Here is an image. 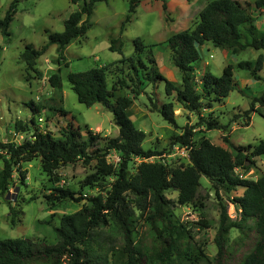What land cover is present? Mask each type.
<instances>
[{"label": "trees", "instance_id": "1", "mask_svg": "<svg viewBox=\"0 0 264 264\" xmlns=\"http://www.w3.org/2000/svg\"><path fill=\"white\" fill-rule=\"evenodd\" d=\"M20 1L12 0L0 18L1 36L9 35L8 27ZM69 1L73 4L83 1V5L64 21L62 32H48L47 44L56 45L58 53H62L72 40L85 36L94 4L108 0ZM139 3L140 0H129L125 23L129 22ZM253 8L264 12V0H253ZM254 20L250 8L237 0L208 1L192 29L177 32L165 41L172 64L181 76L179 85L159 72L153 51H146L155 45L147 46L140 38L133 41L134 53L129 57L123 56L106 66L69 72L67 81L77 101L86 107L100 104L109 111L118 128L116 137H101L89 128L83 133L72 119L60 129H41L34 123L33 116L40 119L44 109L62 118L69 113L61 105L47 107L31 102L29 108L33 116L30 122L14 123L15 133L30 136L20 143L0 141V196L8 192L14 172L20 181L25 180L20 171L22 163L39 159L43 173L55 185L46 195L49 206L53 208L67 199L76 203L85 200V203L75 212L61 216L59 225L54 228L53 242L30 237L0 240V264H117L119 252L124 256L119 264H264V175L256 180L243 178V174L255 164V159L264 155V138L256 145L247 146H236L226 137H223L226 147L211 143L205 132L220 130L224 126L211 118V112L206 117L202 112L227 98L234 89V66H224L220 76L206 72L200 80V88L194 68L201 58L200 47L205 43L231 55L251 48L260 52L253 65L250 61H240L237 66L259 80L264 64V23L261 33L257 34ZM123 27L124 24L121 29ZM46 48V45L39 49L32 44L25 45L21 60L25 64L26 81L31 80L29 71L36 79L42 78L35 66ZM109 50L121 53L120 43L112 40ZM60 58H64L63 55ZM113 64L122 65L119 70L124 77L109 86L107 73ZM47 82L62 102L60 68L49 73ZM160 82L164 83L167 98L174 96L176 104L202 121L198 125L179 127L173 102L155 104L151 101V110L158 112L174 130L181 131L170 137V145L186 150V164L182 161L178 166H171L161 160L150 161L163 153L142 147L146 134L137 129L129 117L132 102L148 86ZM117 90L127 94L116 96ZM242 92L245 93L246 89ZM253 102L263 104L264 91ZM102 140L104 145L98 148ZM110 153L118 155L116 165L108 162ZM137 159L140 162L130 167ZM76 162L93 163L92 172L85 177L82 187H97L98 194L74 198L75 193L59 185L61 176L58 170ZM237 170L241 173H236ZM202 177L216 194L243 188L242 195L232 199L240 211L239 218L232 221L225 208L220 212L214 236L217 251L212 261L195 243L190 229L175 216V203L164 195L166 190L172 189L178 193V205L202 207L199 200ZM141 221L143 233L138 230ZM231 229H236L238 235L228 243ZM118 241H122L120 251Z\"/></svg>", "mask_w": 264, "mask_h": 264}, {"label": "rangeland", "instance_id": "2", "mask_svg": "<svg viewBox=\"0 0 264 264\" xmlns=\"http://www.w3.org/2000/svg\"><path fill=\"white\" fill-rule=\"evenodd\" d=\"M208 1L210 0H140L127 23L124 21L128 14L129 0L97 2L87 21L89 28L85 36L72 40L62 53L57 52L56 45L47 44L48 32H62L64 21L72 12L81 8L83 1L76 4L69 0L20 1L8 27L9 35H0V141L20 143L30 136L15 133L14 123L30 122L33 116L29 108L31 102L45 104L47 107L61 105L69 113L62 118L44 109L39 116L41 120H38V116H33L34 123L41 129L51 131L55 128L60 129L72 119L83 133L85 128H89L93 133H99L101 137H116L118 128L113 123L112 114L100 104L91 107L80 104L67 81V74L106 66L123 56L129 57L134 53L133 41L140 38L147 46L155 45L153 48L148 47L146 51H150L149 49L153 51L159 72L179 85L181 76L172 64L165 41L177 32L192 29L198 20L199 12ZM237 1L250 8L254 23L256 22V33H261L264 12L253 8V0ZM11 2L12 0H0V18L5 15ZM82 19L85 20V16ZM123 24L124 27L121 29ZM241 31L248 40L245 30L241 28ZM112 40L120 43L121 53L109 50ZM27 44H32L36 49L44 45L47 47L45 53L37 59L35 66L42 73V78L36 79L35 74L29 71L31 77L29 82L25 80V64L21 60V54ZM259 54V51L246 48L238 55H231L225 50L213 47L211 43H205L200 47L201 58L194 64L199 88L200 80L206 72L220 76L224 66L227 64L234 66V89L227 98L202 112L204 117L211 112V118L224 126L220 130L205 132V137L211 143L226 147L223 141V137H226L236 146H247L256 145L264 138V103L253 102L264 91V64L259 73V80H255L247 71L237 66L240 61H250L253 65ZM60 55L64 58H60ZM120 67L122 65L113 64L109 68L107 73L109 86L119 77H124L119 70ZM58 68L63 85L62 102L47 82L49 73ZM243 89H246L245 93L242 92ZM126 94L123 90L115 92L116 96ZM151 101L155 104L173 102L179 127L198 125L202 121H198L194 113L176 104L174 96L167 98L163 82L156 86H148L128 109L134 126L146 134L142 147L163 153L158 158H151L150 161L161 160L171 166H178L182 161L186 164L182 150L170 145V137L181 131L174 130L158 112L152 111ZM199 128L200 126L197 127ZM103 145L102 140L98 143V148ZM139 162V159L135 160V164H130V167L136 166ZM1 168L0 159V170ZM92 168L93 163L84 165L81 162L64 166L57 172L61 176L59 183L62 182L63 188L75 193L74 198L94 196L99 193L97 187H82L85 177L92 172ZM20 171L25 175V180L20 181L18 174L14 172L8 192L0 196V240L30 237L46 238L53 242L54 228L59 225L61 216L75 212L85 200L76 203L67 199L52 208L47 204L46 195L51 193L55 185L43 173L39 159L22 163ZM236 173L241 172L237 170ZM262 175L264 155L255 159V164L249 167L243 178L256 180ZM200 183L199 200L202 207L178 205L176 203L178 193L172 189L166 190L164 195L175 203V216L190 229L195 243L212 261L217 251L214 236L219 225L220 212L225 208L232 221L239 218L240 211L232 199L241 196L243 188L239 187L229 192L219 191L216 194L205 178L202 177ZM138 230L140 233L144 231L142 221L138 224ZM237 235L238 231L231 229L228 243ZM117 247L120 251L122 241H118ZM117 259V264L124 260L121 252Z\"/></svg>", "mask_w": 264, "mask_h": 264}, {"label": "built area", "instance_id": "3", "mask_svg": "<svg viewBox=\"0 0 264 264\" xmlns=\"http://www.w3.org/2000/svg\"><path fill=\"white\" fill-rule=\"evenodd\" d=\"M38 120H41V119H38ZM174 148L182 150V153L184 154V157L187 158V152H186V150L184 148H178L177 146L174 147ZM107 160H108V162L116 165L119 162V157H118V155L116 153H110L107 156ZM59 185L62 186V182L59 183Z\"/></svg>", "mask_w": 264, "mask_h": 264}, {"label": "crops", "instance_id": "4", "mask_svg": "<svg viewBox=\"0 0 264 264\" xmlns=\"http://www.w3.org/2000/svg\"><path fill=\"white\" fill-rule=\"evenodd\" d=\"M163 75V74H162ZM164 76V75H163ZM164 77H166V76H164ZM167 78V77H166ZM167 79H169V78H167Z\"/></svg>", "mask_w": 264, "mask_h": 264}]
</instances>
